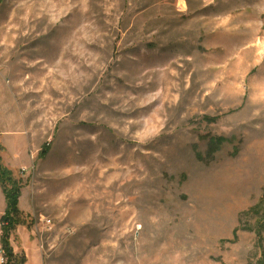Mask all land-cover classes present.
<instances>
[{
	"label": "rangeland",
	"instance_id": "1",
	"mask_svg": "<svg viewBox=\"0 0 264 264\" xmlns=\"http://www.w3.org/2000/svg\"><path fill=\"white\" fill-rule=\"evenodd\" d=\"M0 163L25 264H264V0H0Z\"/></svg>",
	"mask_w": 264,
	"mask_h": 264
},
{
	"label": "trees",
	"instance_id": "2",
	"mask_svg": "<svg viewBox=\"0 0 264 264\" xmlns=\"http://www.w3.org/2000/svg\"><path fill=\"white\" fill-rule=\"evenodd\" d=\"M228 142L225 138H210V145L220 147ZM49 148H43L38 154L39 158H44ZM0 186L4 195L6 207L0 217V245L4 255L5 264H25L26 259L23 255H17L13 252L10 244V237L17 226H26V220L18 208L19 198L21 196V184L12 177L10 170L0 163ZM260 211L257 212V214ZM250 214V213H247ZM28 226V225H27Z\"/></svg>",
	"mask_w": 264,
	"mask_h": 264
},
{
	"label": "built area",
	"instance_id": "3",
	"mask_svg": "<svg viewBox=\"0 0 264 264\" xmlns=\"http://www.w3.org/2000/svg\"><path fill=\"white\" fill-rule=\"evenodd\" d=\"M73 230H68L67 232H66V235H69V234H73Z\"/></svg>",
	"mask_w": 264,
	"mask_h": 264
}]
</instances>
